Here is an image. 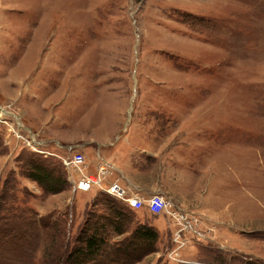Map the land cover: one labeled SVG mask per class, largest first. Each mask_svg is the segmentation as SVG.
Masks as SVG:
<instances>
[{
  "label": "rangeland",
  "instance_id": "1",
  "mask_svg": "<svg viewBox=\"0 0 264 264\" xmlns=\"http://www.w3.org/2000/svg\"><path fill=\"white\" fill-rule=\"evenodd\" d=\"M0 264H264V0H0Z\"/></svg>",
  "mask_w": 264,
  "mask_h": 264
},
{
  "label": "trees",
  "instance_id": "2",
  "mask_svg": "<svg viewBox=\"0 0 264 264\" xmlns=\"http://www.w3.org/2000/svg\"><path fill=\"white\" fill-rule=\"evenodd\" d=\"M119 217V216H118ZM108 221H109V218H108ZM116 223H120V218H118L117 219V222ZM122 225H123V223H120V224H118L117 226H116V230H118V231H121L122 229H120L121 227H122ZM146 233V232H145ZM93 241V240H92ZM94 244H95V241H94V243L93 242H91V239L89 240V248H91V247H93L94 246ZM96 245V244H95ZM83 253V252H82ZM82 253H79L80 255L82 254Z\"/></svg>",
  "mask_w": 264,
  "mask_h": 264
}]
</instances>
